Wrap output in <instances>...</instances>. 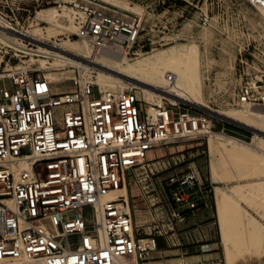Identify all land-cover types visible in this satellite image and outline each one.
<instances>
[{"label": "built area", "instance_id": "1", "mask_svg": "<svg viewBox=\"0 0 264 264\" xmlns=\"http://www.w3.org/2000/svg\"><path fill=\"white\" fill-rule=\"evenodd\" d=\"M245 1L264 11V0ZM65 3L74 13L75 37L94 50L115 48L132 60L143 49L134 14L102 0ZM2 63L0 82L9 81L11 89L0 87V260H144L154 239L138 237L124 197H107L130 185L127 174L151 172L150 165L161 169L162 160L146 161L148 151L206 136V115H190L179 102L169 109L146 104L132 91L101 92L84 73L73 88L55 91L44 75L26 66L1 69ZM235 99L237 105L264 108V70L246 75ZM148 106L157 110L158 122ZM195 183L193 171L170 178L172 218L182 221L183 207L197 208L191 198L200 190L189 193Z\"/></svg>", "mask_w": 264, "mask_h": 264}, {"label": "rangeland", "instance_id": "2", "mask_svg": "<svg viewBox=\"0 0 264 264\" xmlns=\"http://www.w3.org/2000/svg\"><path fill=\"white\" fill-rule=\"evenodd\" d=\"M66 1L0 0V27L3 29L0 32L4 33L1 36L10 41L17 39L20 43L18 48H13L0 42V62L3 60L1 69L5 64L6 69L14 66H26L35 71V74L44 75L50 82H52V75L55 74L62 78L53 82L55 91L73 88L75 78L78 74L83 75L84 73L88 77L91 75L94 83L100 89L97 77L98 71L103 69L81 59H78L79 64L77 65L64 64L65 66L53 67L50 63L53 64L54 61L49 58V64L45 70L39 69L38 60L44 59L42 58L44 56L39 53L41 52L39 48L53 50L51 45L58 46L67 38L79 41L75 37L76 32L74 35L57 32L56 36H50L47 41L46 30L49 28V24L44 20L37 19L40 11L55 8L60 15L62 10L65 13L68 12L67 17L60 18L61 21L70 19L72 23L71 8L65 3ZM119 1L124 2L131 9L135 8L137 11L134 10V15L141 21L138 42L143 49L138 52L140 56H136L132 60L126 58V63L133 64L176 45L196 47L197 55L194 67L196 70L198 69V85L201 90L199 96L203 106H194L181 101H179V106L183 111L187 109L190 115H206L210 123L209 135L193 140H181L148 151L147 162L162 157L159 159L162 160L161 169L150 165L151 172L138 171L135 178L131 174H127L130 183L126 188L128 202L131 215L138 228V237L151 239L155 236L159 239V247L156 248L154 245L144 260L136 262L135 258H123L121 262L126 264H207L201 262L200 258L186 259L197 256V250L195 253L187 252L186 254L177 251L168 252L181 247L180 245L167 247L164 239L168 234H171L169 228L173 226L170 224L174 225L178 222L171 216L173 205L171 192L175 187L169 186V180L170 178L177 179L185 172L193 171L197 177V183L190 189V192L189 190L186 192L192 193L199 189V192L204 193V196L207 197L205 201L211 211L217 213V208H219L221 218H218V222L226 253L225 264H264V235H255L249 226L250 218H253V223L264 226L255 218L256 215L264 221V195L261 198L249 197L231 190L234 187L238 188L239 185H248L246 187L249 189L264 186V174L259 171L260 164H262L260 160L264 159V145L253 146V138L257 136L253 129L215 113V111L243 112L249 110L237 105L235 97L239 87L245 81L246 75L256 70H264L263 14L245 0ZM205 17H207L206 21ZM35 30H39V33L43 35L42 40L47 45L32 40V38L41 39L39 33H32ZM88 47L91 51L88 60L98 61L100 56H105L93 50L91 46ZM28 51H34L35 54ZM120 82L122 83L120 86L123 87L122 91L135 92L137 97L146 104L167 109L170 108V104L173 105L163 98H153L148 101L143 97L140 89L129 85L130 83L127 81L120 80ZM3 85L7 89H11L9 81L0 82V87ZM115 91L119 90L115 89ZM150 108L148 106L147 110L152 113L153 110ZM172 110L177 112L175 108ZM218 134L231 138L232 141L243 143V146L247 147L245 153L256 152L257 160L253 162L254 160L251 159H242L225 151H213L212 153L210 143L215 142V135ZM260 135L264 140V134ZM224 145L228 149L232 147L231 142H226ZM163 163L164 166H162ZM213 166H217L216 172L213 170ZM216 188L223 190L224 204L219 199L216 200ZM73 215V213L68 214L69 217ZM256 227L259 231L263 230V227ZM175 228L176 226L174 230H176ZM203 231H205V227ZM179 238L178 233H175V242L177 240V244H182V240ZM201 244H205V241ZM249 256L250 258L256 257L260 261L238 263L239 260H245ZM24 260L23 258L15 261L8 260L1 264L23 263Z\"/></svg>", "mask_w": 264, "mask_h": 264}, {"label": "bare ground", "instance_id": "3", "mask_svg": "<svg viewBox=\"0 0 264 264\" xmlns=\"http://www.w3.org/2000/svg\"><path fill=\"white\" fill-rule=\"evenodd\" d=\"M103 2L110 7L122 10L127 13L134 14V10L137 11L135 8L134 9L129 8L124 2L119 0H104ZM256 9L258 10L259 13L263 14L262 17H264V11L261 8H256ZM58 12L59 11L55 8H49L46 10H42L38 13L37 19L41 21L44 20L49 24L48 26L49 28L46 30L47 41L49 40L50 36L55 35L57 32L58 33L64 32L65 34L68 33L73 35L75 34V32L77 33V28L74 24L73 11L71 10L72 23L70 19H68L67 21L66 20L64 21V19L63 21L60 20V18H62V16L65 17L68 12L65 13V11L62 10L61 15L58 14ZM0 30H3L2 27H0ZM32 33H39V30H35ZM3 34L4 33L0 32V42L10 47L18 48L20 43H18L17 39H13L11 41L7 40L3 36H1ZM39 35L41 36V39L32 38V40L37 43H42L47 45V43H45L42 40L43 35H41V33H39ZM88 46H91V44L84 39H79V41H72L69 38L65 39V41H63L62 44L58 46L51 45L50 47L53 50L40 46L41 48H39V50L41 52L39 53H41L40 55L44 56L42 57L44 59L38 60L40 67L39 69L45 70V68L49 64V58H52L54 61L53 64L50 63V65L53 67L63 66L64 64L71 66L77 65L79 64L78 59H81L88 63L97 65L103 69L98 71V77H97V82L99 83L100 90L102 92L108 91L105 89H112V91H115L116 89L121 92L123 87L120 86V84H122L120 80H124L129 82L130 83L129 85H133L136 88L140 89L143 94V97L148 101L152 100L153 98H163L168 100L173 105H176L179 101H181L194 106H203L202 103H200L201 98L199 96L201 90H200V86L198 85V76H199L197 73L198 69L196 70L195 69L196 67H194L196 63V55H197L196 47L194 46L186 47V46L176 45L167 48L165 50H162L160 52H157L154 55L149 56L141 61L135 62L133 64H128L125 61V59L127 58L126 55L121 50L115 48H101L97 50V52L107 57L100 56L98 61L88 60V58L91 55V51ZM91 48L93 49L92 46ZM30 52H33L35 54L34 51H30ZM168 73H173V74H168ZM168 76H170L169 77L170 80ZM60 79L62 78L53 74L51 81L55 82L57 80L59 81ZM239 106L245 107L249 110L243 112L215 111V113L235 123L253 129L254 131H256L255 135H257L255 136V138H253V146L258 147L264 145L263 136L260 135V134H264V108H254L248 105H239ZM151 114L154 118V121L158 122L159 118H158L157 110L156 109L153 110ZM209 134L210 132L207 135ZM226 142H231L232 145L231 149L225 147L224 144ZM210 148L212 153L213 151H225L231 155H237L242 159H251L254 160L253 162L257 160L256 152L249 154L245 153L247 147H245V145L243 146V143L236 140L232 141L231 138H228L226 136L224 137L223 135H219V134L215 135V142L210 143ZM260 161L262 164H260L261 167L259 168V171L260 172L262 171L263 173L262 172L261 173L264 174V159H261ZM216 169L217 166L215 167L213 166V170L215 172ZM246 186L248 185H239L238 188L234 187L231 188V190L237 192V194L240 193L249 197L251 196V197L261 198V196L264 195V186L260 185L261 187L254 189L252 188L249 189ZM216 194L218 199L221 201V203L224 204L225 197L223 190L221 188H216ZM120 196L124 197L125 200L128 202V193L126 187L119 189L115 192H112L111 194L108 195L107 198L115 199ZM125 211H130L129 205L128 208L125 209ZM249 226L250 228L253 229L255 235L258 236L264 235L263 232L264 228H262L263 229L262 231L261 230L259 231V229L256 226H251V223H249ZM24 259L25 258H23V260ZM122 259H120L117 264H126L121 262ZM27 260L30 259L24 260L23 263L18 262L16 264H41L39 261H34V260L27 261ZM5 261L8 260H0V264Z\"/></svg>", "mask_w": 264, "mask_h": 264}, {"label": "crops", "instance_id": "4", "mask_svg": "<svg viewBox=\"0 0 264 264\" xmlns=\"http://www.w3.org/2000/svg\"><path fill=\"white\" fill-rule=\"evenodd\" d=\"M159 159H162V157L155 160ZM206 199L207 197L204 196V193L199 191L194 195V197L191 198V200L197 203V208L194 210H190L188 207L182 208L181 211L184 215V218L182 221H178L174 225L170 224V226L173 227L169 228L171 234H168V236L164 238L165 244L167 247H176V245H180L181 247L180 249L168 252L177 251L178 253L186 254L187 252L195 253L197 250V256L187 257L186 259L200 258L201 262L207 264H225L226 253L222 244L220 225L218 222V218H221L218 210L219 208H217V213H214L213 210L211 211V208H208L207 202L205 201ZM217 199L218 197H216V200ZM255 218L264 225V221H262L258 216L255 215ZM252 219L253 218H250V223L252 226L264 228V226L257 225L255 222L253 223ZM175 226L176 230H174ZM204 227L205 231H203ZM175 233H178V236L180 237L179 239L182 240V244H177V240L175 242ZM203 240L205 241V244H201L204 242ZM256 261L258 262L260 259H257L256 257L250 258L249 256L246 257L245 260H239L238 263Z\"/></svg>", "mask_w": 264, "mask_h": 264}, {"label": "trees", "instance_id": "5", "mask_svg": "<svg viewBox=\"0 0 264 264\" xmlns=\"http://www.w3.org/2000/svg\"><path fill=\"white\" fill-rule=\"evenodd\" d=\"M153 239H154L156 248L159 247V245H158L159 239H157V237H155V236L153 237Z\"/></svg>", "mask_w": 264, "mask_h": 264}]
</instances>
